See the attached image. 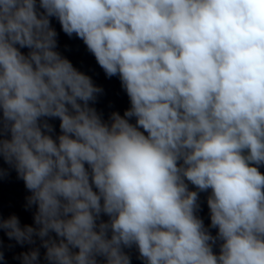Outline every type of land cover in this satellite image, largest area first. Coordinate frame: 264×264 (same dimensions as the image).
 <instances>
[{
  "label": "clouds",
  "instance_id": "obj_1",
  "mask_svg": "<svg viewBox=\"0 0 264 264\" xmlns=\"http://www.w3.org/2000/svg\"><path fill=\"white\" fill-rule=\"evenodd\" d=\"M53 18L118 77L122 115ZM0 161L35 208L0 216L40 242L20 264H264V0H0Z\"/></svg>",
  "mask_w": 264,
  "mask_h": 264
},
{
  "label": "water",
  "instance_id": "obj_2",
  "mask_svg": "<svg viewBox=\"0 0 264 264\" xmlns=\"http://www.w3.org/2000/svg\"><path fill=\"white\" fill-rule=\"evenodd\" d=\"M52 26L58 32V51L62 55L67 57L73 63L79 71L84 72L86 75L92 77L94 83L97 86H101L104 89V93L98 98V103L94 106L98 112H102L103 118L108 119L109 115L113 111H118L122 115L124 110L130 106L126 92L122 89L118 77L106 78L103 70L96 63L94 56L89 53L86 46L78 38L67 37L61 30V27L54 18L52 19ZM22 51H27L23 49ZM56 128V132L59 133V121H50ZM0 166L7 168L6 164L0 161ZM264 172V168L261 169ZM30 195L25 188L22 180H19L14 170L10 171V174L3 180H0V216L7 218L10 215L15 214L18 216L21 226L33 225V214L35 208L25 209L26 197ZM206 195L201 194L202 211L199 215L204 219L205 225L210 223L209 210L206 204ZM216 230H212L215 235ZM0 241L3 242V251L5 253L6 264H20V261L14 259L23 251H28L31 247H39L40 242L37 239L36 245H24L20 246L16 244L14 240H9L6 234L0 232ZM9 245H12L9 248ZM41 251V264H46L43 260L44 249ZM214 251H219L215 248ZM136 253H133V264H141L139 260L135 258Z\"/></svg>",
  "mask_w": 264,
  "mask_h": 264
}]
</instances>
